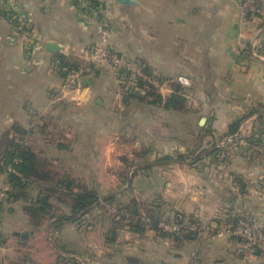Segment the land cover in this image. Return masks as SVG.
Instances as JSON below:
<instances>
[{"label":"crops","instance_id":"obj_1","mask_svg":"<svg viewBox=\"0 0 264 264\" xmlns=\"http://www.w3.org/2000/svg\"><path fill=\"white\" fill-rule=\"evenodd\" d=\"M6 6L21 10L28 22L16 30L0 9V136L15 122L27 130L33 125L40 129L39 124L55 114L53 118L61 115L66 123H76L77 130L90 138L96 127L105 128L112 101L120 106L114 120L120 125L125 105L116 94V72L106 62L79 58L81 48L92 47L100 38L99 27L108 31L112 47L131 70L142 72L139 65H143L160 75L162 97L172 92L173 82L189 81L188 87L181 85L192 92L188 103L194 111L186 119L187 133L181 130V122L186 121L181 114L171 116L177 126L173 133L165 128L147 133L146 125L165 123L168 111L159 108L157 118L146 117L138 107L142 93L135 92L139 95L130 103L131 115L138 137L148 141L150 154L131 183L132 199L146 201V212L139 209L133 215L140 218L143 232L135 233L122 223L113 228L122 235L109 241L114 249L106 253L104 241L105 246L90 243L89 258L82 264H245L239 240L210 231L166 238L152 228L151 221L200 222L218 228L237 217L264 223V2L244 19L240 0H132L129 4L103 0L93 25L79 18L69 0H9ZM30 40L33 45L28 49ZM49 42L58 45L59 52L49 51ZM60 56L86 63L80 89H65L68 72L61 67ZM253 106L263 109L247 118L236 135L226 136L228 126ZM196 126L204 127L203 135H197ZM141 145L135 143L137 149ZM88 146L90 153L100 149L92 142ZM112 150L108 146L100 153ZM178 155L184 160H177ZM97 168L101 166L95 162L90 166L92 171ZM95 186L102 190L101 183ZM101 213L102 208L94 209L84 219L92 222ZM101 218L99 229L105 225ZM22 224L28 226L25 220ZM0 251L5 257L7 250L0 247ZM260 253L256 251L250 264H264V252Z\"/></svg>","mask_w":264,"mask_h":264},{"label":"rangeland","instance_id":"obj_2","mask_svg":"<svg viewBox=\"0 0 264 264\" xmlns=\"http://www.w3.org/2000/svg\"><path fill=\"white\" fill-rule=\"evenodd\" d=\"M139 67H143L142 72L149 77L151 76L152 80L162 83L163 79L160 75H153L143 65H139ZM115 76L118 82L116 94L122 96L121 100L125 105L123 114H121L123 119L120 118V125L114 122L116 114L120 115L121 113L120 106L112 101V113L110 118L105 121V128L96 127L93 132L94 135L90 138L86 133L81 134L77 130L78 125L76 123H66L61 115L53 118L54 114L39 124L40 129L33 125L24 138L25 141L23 139L24 143L21 142L22 145L30 147L36 155L40 172L38 176H31L24 180L22 187L14 188L12 193L17 194L18 198L12 197L13 200L8 201V204L1 211L3 223L0 227V247L7 251L4 252L5 257H2L3 253L0 251V264H82V260L89 258V247H92H88L90 243H94L96 246L99 244L105 246L104 241L108 244L105 246L107 248L105 252L109 253L110 249H114V245H109V241L122 239L120 232L116 234L113 232V228L117 229L122 223L128 225L133 221L134 208L130 202L135 193L131 189V183L136 175H132L137 174L143 168L144 160L146 161L147 157L150 156L146 149L148 141L145 137H138L137 123L134 121L135 117L131 115L130 103L136 101V98L129 97V94L132 91L142 93L138 107L143 113L145 112L148 118L149 116L157 118V113L160 115L161 110L168 111L165 123L154 124L151 122L150 125L149 123L146 125L147 133L152 130L160 131L163 128L173 133L177 130V126L171 116L176 117L181 114L186 120L192 116L194 109L188 103L192 93L190 88H182L177 85L176 81L170 83L172 92L162 97L158 87L145 81L135 84L141 79L134 76L133 71H118ZM164 82L167 84L165 80ZM158 95H160L159 99ZM128 102L129 104H127ZM151 105L155 109L150 108ZM146 108L153 112H148ZM159 108L161 110H158ZM262 109L263 106H253L243 115ZM14 115L19 116L17 113ZM189 125L188 120L181 122V130H185L187 133ZM204 127L196 126L197 135H203ZM98 133L103 134L98 136ZM137 141L142 143L140 149L135 147ZM91 142L95 147L100 148L97 153H90L88 148L91 146L86 147ZM108 146L112 147L111 152L100 153V150L105 151V147ZM177 157L179 158L180 155ZM93 162L101 168L92 171L90 166ZM104 162L111 164L105 166ZM61 181L62 183L58 184ZM69 182L74 184V187L83 185L92 189L103 199L114 196L117 200L103 204L101 206L102 213L94 215L92 222L88 221V218H81L59 226V219L66 221L65 218L70 215V194L66 188ZM95 183H101V191L97 189ZM4 184L9 186L7 176L0 173V188ZM144 200L139 199L141 202L134 200L136 203L134 207L137 211L143 209L146 212L144 210L146 201ZM40 207L45 210L37 212L38 218H32L31 213L27 215V208L34 210ZM8 209L11 210V213L8 212ZM100 216L105 221V225L100 226L101 229L98 228ZM23 220L27 222V227L22 224ZM91 225L94 227L90 231ZM104 231H106L105 234ZM73 239L76 241L75 245H69L68 243ZM252 261L253 259L244 260L245 264H250Z\"/></svg>","mask_w":264,"mask_h":264},{"label":"built area","instance_id":"obj_3","mask_svg":"<svg viewBox=\"0 0 264 264\" xmlns=\"http://www.w3.org/2000/svg\"><path fill=\"white\" fill-rule=\"evenodd\" d=\"M9 0H0V9L6 13L9 22L18 30L26 25L28 18L21 10L7 7ZM72 6L77 10L79 18L86 24H95L96 16L103 8V0H69ZM264 0H244L240 3L241 15L244 19L247 13L252 16L258 5ZM99 4V8H94V4ZM249 16V17H250ZM100 38L90 48H81L79 51V58L91 62H106L114 72L133 71L134 76H137L142 81L147 82L155 87H158L157 80H152L151 76L139 70H131V65L127 63L122 56H120L112 47L110 43V35L103 27L98 28ZM32 41L27 44V48H32ZM86 63L79 64L78 68L68 71L65 77L64 87L68 90H78L81 87V79L85 75ZM181 85L189 86V81L185 78L179 79ZM10 195L9 186L0 188V227L2 225L1 211L8 204ZM159 231L167 237H180L184 233L194 235L202 231H210L211 233L230 239L239 240L241 244L242 255L245 260L252 259L256 251L264 252V223L257 218L237 217L230 225L218 228L216 225L204 224L200 222L185 223V222H169L161 221L158 225Z\"/></svg>","mask_w":264,"mask_h":264},{"label":"trees","instance_id":"obj_4","mask_svg":"<svg viewBox=\"0 0 264 264\" xmlns=\"http://www.w3.org/2000/svg\"><path fill=\"white\" fill-rule=\"evenodd\" d=\"M244 0H240L242 3ZM94 8H99V4L95 3ZM250 15L247 13L246 17ZM60 60L62 62L63 68H66V72L76 69L79 66V63L76 61H69L64 59V57L60 56ZM66 76V75H65ZM177 85L181 87V83L177 82ZM131 98H137L135 95V91H132L129 94ZM158 99L160 95L157 96ZM259 111L248 112L246 115L236 119L228 126V132L226 136H233L239 132L241 124L254 113H258ZM27 129L22 128L20 124L13 123L10 128L5 130L0 136V173L5 174L7 176L10 195L9 201L13 200V198L17 199V194H13L12 191L14 188L22 187L24 184V180L29 179L31 176H38L39 167H38V159L32 149L27 145H22L25 141V137L28 135ZM24 139V141H23ZM172 160V158L168 157L166 160ZM183 161V157L177 158V160ZM133 174L132 176H135ZM62 181L58 184H61ZM71 182L66 185V188L70 194V215L65 218L66 221L60 220L58 221L59 226L65 225L70 222H74L78 219L84 218L91 211L96 208H102L103 204H108L115 202V197L110 196L107 198H101L98 193L93 191L92 189H88L83 185H77L74 187V184L71 186ZM20 196V195H19ZM13 197V198H12ZM45 204V203H44ZM130 204L133 206V213L137 212L134 205H136L134 199L131 200ZM42 205V204H39ZM45 209L43 207L31 209L27 208L26 213L29 215L31 213L32 218H38V211L43 212ZM118 216V215H115ZM133 218V217H132ZM136 218V217H135ZM131 223L128 226L131 227V230L135 233H142L143 228H141L142 224L139 219H132ZM160 219L151 221V226L156 231H159L158 225L160 223ZM234 222V221H233ZM139 224H141L139 226ZM162 236L167 237L165 234L161 233ZM184 235L189 236V233H185ZM178 238V237H174Z\"/></svg>","mask_w":264,"mask_h":264},{"label":"water","instance_id":"obj_5","mask_svg":"<svg viewBox=\"0 0 264 264\" xmlns=\"http://www.w3.org/2000/svg\"><path fill=\"white\" fill-rule=\"evenodd\" d=\"M118 3H121V4H129V3H132V0H116ZM234 2H238V0H232ZM46 48L53 52V53H57L59 52L60 48L58 45L54 44V43H51L49 42L47 45H46ZM136 95H139V93H135ZM204 119L201 120V124L204 123ZM256 253V252H255Z\"/></svg>","mask_w":264,"mask_h":264}]
</instances>
